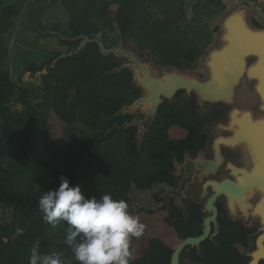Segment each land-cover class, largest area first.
Here are the masks:
<instances>
[{
    "label": "trees",
    "instance_id": "16d2710c",
    "mask_svg": "<svg viewBox=\"0 0 264 264\" xmlns=\"http://www.w3.org/2000/svg\"><path fill=\"white\" fill-rule=\"evenodd\" d=\"M208 1L218 7L224 6L222 14L214 23L238 8L235 0ZM60 3L70 19L65 36L76 38L86 35L94 38L103 32L102 40L106 47L114 46L122 40L124 47L136 52L142 60L149 51L141 50L131 38L136 18L145 15L144 22L152 40L151 48L160 54L165 67L189 74L196 73L202 81L207 79L206 73H201L200 64L197 70L189 67L183 70L177 63L182 58L187 64L196 62V45L188 51L180 49L172 35L171 23L153 19L145 7V0H112L103 9L91 2H85L81 6V0H60ZM19 14L17 6H4L0 1V211L6 208L13 210V223L0 226V264H28L32 246L37 240L42 251L53 249L64 252L66 257L72 256L71 250L64 243L56 244L48 237L47 232L53 227L42 219L37 207L39 197L43 192L54 189V184L60 183L61 176L67 177L71 186H80L83 181L78 171L81 160L96 156L101 146L111 142L119 132L126 136L127 187L122 193L126 201H129L127 195L132 184L139 191L151 190L157 182L174 185L176 181L171 176L174 163L183 161L185 151L189 150L195 156L207 144V136L201 133L203 126L187 124L177 107L172 102L165 101L160 106L155 123L143 145H139L138 129L122 127L125 123H130L133 117L118 116L126 103L125 89L132 85V74L129 70L112 73L118 67L116 59L101 55L95 43L89 44L80 55L71 58L70 64L61 61L57 68L48 70L42 89L44 101L33 106L29 93L19 89L1 70L9 54L6 35L13 28L14 18ZM32 19L37 28H44L35 18ZM253 24L262 28L259 22L255 21ZM216 31L217 29L215 34ZM59 43L63 47H75L79 44L60 39ZM56 58L57 56L53 60ZM247 92L244 90L248 95ZM184 93H177L175 98H180ZM247 99L251 102L250 105L254 102L251 95ZM18 104L25 111L17 115L13 113V109ZM48 108L53 109L69 126L80 123L97 133L90 137L79 128L68 129L62 146L59 149L50 146L48 157L43 158L41 149H37L34 140L40 135L49 137L51 125L41 115ZM104 115L108 117L107 120ZM101 129L104 130L98 133ZM77 135L80 136L79 139ZM4 158L10 160L7 168L1 166ZM143 159L148 160L154 173H140ZM122 183L120 179L115 182L116 186H122ZM36 185L41 188L39 192L35 191ZM132 211L146 225V241L140 240L138 245L135 244L136 239L133 240L135 259L132 264H171L173 253L181 243L203 234L204 215L195 204H190L189 210L185 212L171 200L166 202L157 198L151 210ZM158 213H163L164 219L153 218ZM146 216L151 217L147 222ZM17 227L24 229L23 235H15ZM65 228L66 225L62 223L55 230L64 235ZM256 233L257 229H243L238 235H228L224 242L221 240L222 235H218L214 240L203 242L200 249L186 247L180 262L248 264V245L256 240ZM260 264H264V261Z\"/></svg>",
    "mask_w": 264,
    "mask_h": 264
},
{
    "label": "water",
    "instance_id": "95a60500",
    "mask_svg": "<svg viewBox=\"0 0 264 264\" xmlns=\"http://www.w3.org/2000/svg\"><path fill=\"white\" fill-rule=\"evenodd\" d=\"M247 8H240L232 13L221 28V47L212 49L206 56L205 72L207 79L200 80L197 76L168 68L161 70L155 76L153 63L139 58L136 52L127 50L122 40L117 47L107 48L102 40L103 32L94 38L81 35L76 38L62 37L60 40L79 42L74 51L68 55H61L57 61L73 57L83 52L89 44L98 45L100 54L105 57L124 61L112 73L129 70L134 84L140 91V98L131 106H123L119 115L137 114L139 119L125 123L123 128H137L138 143L143 141L145 134L152 128L160 106L175 99L177 93H195L199 105L203 107L206 102H224L230 106L235 104L236 90L241 86L242 80L255 82L254 92L260 100L258 112L254 110L235 107L228 116L227 123L218 122L211 129L209 145L214 153L212 160H206L203 152L196 159L186 156L185 163H175L177 172L174 176L185 177L179 182L177 189H171V198L179 202L180 196L187 191L190 184L198 179L205 180L216 175L221 166H226L229 178L221 181L206 182L202 188L203 195L212 191V197L206 203L205 212H212L211 217L204 221V232L199 237L188 238L181 243L172 256L171 264H181L180 257L186 247H197L206 240H214L219 234L217 223L218 211L214 207L217 199L224 200V209L231 218H243L251 225L259 220L261 225L254 235L255 248L248 251L246 256L250 259L248 264H260L264 261V29L253 28L248 23ZM254 63L249 65V60ZM56 61V62H57ZM52 66L55 67V63ZM195 75V74H194ZM221 132L224 134L222 135ZM241 152L240 162L231 161L225 157L223 150ZM174 190V191H173ZM157 191V190H156ZM144 192L139 191V195ZM149 195V193H144ZM215 228L214 234L211 232Z\"/></svg>",
    "mask_w": 264,
    "mask_h": 264
},
{
    "label": "crops",
    "instance_id": "0c3cea01",
    "mask_svg": "<svg viewBox=\"0 0 264 264\" xmlns=\"http://www.w3.org/2000/svg\"><path fill=\"white\" fill-rule=\"evenodd\" d=\"M1 1V0H0ZM5 1L6 6H17L18 10L20 9V5L23 4L26 0H2ZM140 1V0H139ZM145 7L153 17V19L168 21L172 25V35L175 37L176 45L180 48L181 42L188 39V50L193 48V45H196L197 50V60L200 59L203 51L207 46L203 45L201 41L204 36L199 33V29L203 27H207L209 23H211L216 17H218L224 10L223 7H218L208 0H145ZM239 4L240 7L244 6L242 2L246 0H235ZM28 2H33L35 4V11L32 14L33 18H35L44 28H37L36 26L32 27L31 24L28 23V26L22 27L20 29V33L25 34L28 43L19 42L20 40H12L11 41V33L16 29L14 26L6 35V41L9 47V54L2 65L1 70L10 77V80L18 85L19 89L25 90L29 93L28 97L31 98V104L33 106L42 104L44 99L42 89L45 84L44 81L47 78L48 70L55 69L61 62H58L57 58L61 55H68L74 51L75 47H65L66 50L63 52L60 50H55L53 47H48L41 44L37 39L36 35L41 34V36H48L52 33V36L59 37L61 35L64 37V33H67L69 30L68 24L70 22L69 16L65 13L63 8L61 7L60 0H28ZM85 2L93 3L97 8L103 9L108 3H111L112 0H81V6ZM250 2V1H249ZM251 3V2H250ZM4 5V4H3ZM5 6V5H4ZM20 12V10H19ZM144 16H139L135 20L134 25V34L131 38V41L136 44L141 50L149 51L153 55V59L155 61H159L163 63L161 60V56L158 52H156L152 46V42L149 37H146L143 40L145 45L139 43V36L137 31V22L141 20L145 25ZM15 22V21H14ZM146 26V25H145ZM147 28V27H146ZM45 29V30H44ZM148 30V29H147ZM45 32V35L43 33ZM148 34V33H147ZM17 36V35H16ZM11 41V42H10ZM121 41V40H120ZM119 41V42H120ZM34 42V43H33ZM118 43L114 46H110L107 48L117 47ZM61 46V45H60ZM63 47V46H61ZM185 49V48H184ZM82 52V51H81ZM81 52H79L78 56ZM57 56L55 60H53ZM70 58V57H69ZM157 58V60L155 59ZM53 60V62H52ZM57 61V62H56ZM157 61V62H158ZM52 64L50 65V63ZM121 64L124 63L122 60H116ZM196 62L187 64L192 65ZM55 63V67L53 64ZM121 64L118 66L120 67ZM50 65V66H49ZM117 67V68H118ZM37 71V72H35ZM134 88L138 90V88L132 84ZM126 94V103L125 106H131L135 100L139 99L140 96L136 99L130 100V92H125ZM18 95V93H17ZM131 96V95H130ZM14 109H16L14 111ZM13 109L14 114H21L25 111V108L18 104L16 108ZM45 118L49 125H51V130L49 132V137L44 138L43 136H39L37 139L35 138L34 142L37 146V149L40 150V153L43 158L48 157V150L50 146H54L59 149L62 146V143L65 138V134L68 129L79 128L85 131L90 137H93L97 132H94L90 129H87L80 123H75L69 126L67 123L62 121L53 109L48 108L44 109ZM131 115L133 119H139L137 114H127ZM125 116V115H123ZM105 120L108 119L106 115H104ZM104 129L98 131V133L102 132ZM125 133L119 132L115 135L111 142L104 143L98 154L94 157H84L78 167V171L80 176L83 178V181L80 185L83 194L86 197H91L93 195L98 196L99 194H112L114 198L124 199L126 179L127 174L126 171L128 169V165L126 163L127 152H126V140ZM80 136L77 135V139ZM146 134L143 141L140 145H143ZM10 160L8 158H4L1 160V166L3 168H7ZM147 159H143L141 170H146L150 163ZM125 166V169H124ZM143 168V169H142ZM107 175H112L110 179L106 180L103 177H107ZM122 183V186H116L115 182L119 180ZM59 184H54V189L58 188ZM164 189L163 197L166 199L171 198V188L166 184L157 185L154 187L155 192H144L149 193V195H139L138 188L132 184V186L128 190V198L127 201L132 210L138 211L139 208L143 205V200L148 199L152 201L153 196L155 194H159L158 191ZM41 188L36 185L35 191L39 192ZM97 190V194L93 192ZM157 190V191H156ZM174 191V190H173ZM186 194V193H185ZM187 195V194H186ZM185 195V196H186ZM175 199V198H174ZM177 202V200H176ZM177 204H179L177 202ZM151 204L147 209H150ZM145 210L141 209L140 211ZM167 213V212H166ZM151 217L146 216L145 221L147 222ZM153 218L156 219H164L163 213L156 214ZM13 223V210L6 208L0 211V226H7ZM219 224V234L222 235V242L227 238L228 235H238L243 229H257L254 226L250 227L243 218L233 219L226 212V215L222 217L221 220L217 221ZM53 230V228H51ZM215 231V228H213ZM55 230V228H54ZM56 231V230H55ZM250 245V243H249ZM248 245V246H249Z\"/></svg>",
    "mask_w": 264,
    "mask_h": 264
},
{
    "label": "clouds",
    "instance_id": "9594fccd",
    "mask_svg": "<svg viewBox=\"0 0 264 264\" xmlns=\"http://www.w3.org/2000/svg\"><path fill=\"white\" fill-rule=\"evenodd\" d=\"M37 207L43 221L53 228L66 225L64 244L72 256L53 249L42 251L37 240L28 264H132L133 240L143 237L146 230L125 199L114 198L110 193L86 197L81 187L71 186L65 176L60 177L58 188L42 193ZM23 232L17 227L15 235Z\"/></svg>",
    "mask_w": 264,
    "mask_h": 264
},
{
    "label": "rangeland",
    "instance_id": "374dc122",
    "mask_svg": "<svg viewBox=\"0 0 264 264\" xmlns=\"http://www.w3.org/2000/svg\"><path fill=\"white\" fill-rule=\"evenodd\" d=\"M242 3L244 6H247V7H240V8H247L249 10V13H248L249 25L253 28H257L253 24L256 21V22H259L260 25L262 26V28H260V29H264V0H246ZM3 4L5 6L7 5V4H5V1L3 2ZM240 8H239V4H238V8L235 11H237ZM19 10H20V14L18 15V17L14 18V21H15L14 27L16 29H14V31L11 33V41L16 39V40H20L19 42L24 41V42L28 43V40H27L25 34L20 33V29L22 27H25L26 25L28 26V23L31 25L33 24L32 27L36 26V25H34V22L32 19L33 18L32 14L35 11V4L33 2H28V0H26L23 4L20 5ZM220 15L218 17H216L211 23H209L207 25V27H203V28L199 29V33H201L204 36V38H202L201 41L203 42V45H205L207 47L203 51L200 59L192 65H187L186 62L184 61L185 60L184 58L179 60L177 63L181 66V68L183 70H185L186 67H189L191 70H197V66L200 64L201 70H202L201 73H206L205 72L206 56L212 49L219 48L222 46L223 43L221 42V39H220V36L222 33V31H221L222 23L230 16V15H228L225 18H223L222 20H220L219 22L214 23V21L216 19H218L220 17ZM68 27H69V24H68ZM136 29L138 31V35L139 36L141 35L139 37V43H142L145 45L146 43H144L143 40H145L146 37H149V39L151 40L149 34H147L148 28H146V26L143 24V22L141 20H138ZM215 29H217L216 34H215ZM36 36L40 37L39 39H37V41L40 40L39 42L45 46L53 47L55 50L61 49L63 52L66 50L65 47L60 46L61 44L59 43V39L55 36L48 35V36L43 37V36H41V34L36 35ZM188 41L189 40L186 39L183 42H181V45H179V46H181L182 50L188 51ZM151 42H152V40H151ZM189 42L191 43V41H189ZM71 58H73V57L65 58L61 61H65L66 64L67 63L70 64ZM145 59H148L153 63L154 68H155L154 73H156L157 76H159L161 70L167 71V69H168L165 67L164 63H160L157 60V58H155V59L158 62L155 61L153 59L152 53H150V52ZM145 59H143V60H145ZM252 63H254V60L253 59L249 60V65ZM120 64L121 63L117 62L118 66ZM35 72H37V71H35ZM191 74L193 76H197L196 73H191ZM254 85H255V82H249L247 79H243L241 86L238 88L239 90L237 89L239 92H238V94L236 93L235 104L233 106H230L224 102H218V103L206 102L202 107L199 105L198 97L195 93L188 94L186 92L180 98H175L171 102L180 111L181 117L187 122V124H194V125L201 124L203 126V128H205L207 130L208 133H211V129L218 122L227 123L229 113L235 107H238L240 109H246V110L247 109L254 110L256 115L261 114L258 112V107L260 106L261 103H260L258 96L254 92ZM244 90L248 91L247 92L248 95L246 93H244ZM125 92L126 93L130 92L131 96L128 94V96L130 97V100H132L133 98L135 99L137 96L138 97L140 96L139 90H137L133 86L126 87ZM250 95L253 97V100H254V102L251 105H250L251 102H249V100L247 99L250 97ZM15 110L16 109H14V111ZM44 114H45V112L42 111L41 115L45 117ZM221 134L223 135L224 133L221 132ZM224 153L227 154V156H229L230 158H234L233 160L240 162V159H241V152L240 151L230 152V151L224 149L223 154ZM145 163H148V162H145ZM124 169H125V166H124ZM146 170L151 171L152 170L151 166L148 165V168ZM111 176L107 175V177L105 176L103 178L104 179L106 178V180H108L111 178ZM93 193L97 194V190L94 191ZM252 226H254V228H257V229L261 228L259 220H255V222H252L250 227H252ZM47 235L56 244H63L64 243V235L58 231H55L54 228H53V230L49 229L47 232ZM145 238H146V236L143 235V237L136 239L135 244L139 245L140 244L139 242H141L140 240L145 242L146 241ZM254 248H255V245L253 246L252 249H254Z\"/></svg>",
    "mask_w": 264,
    "mask_h": 264
},
{
    "label": "flooded vegetation",
    "instance_id": "af4514ba",
    "mask_svg": "<svg viewBox=\"0 0 264 264\" xmlns=\"http://www.w3.org/2000/svg\"><path fill=\"white\" fill-rule=\"evenodd\" d=\"M136 98H138V96ZM148 133H146V136H147ZM201 133L207 136V144H206V147L203 150H199V152L195 156L191 155V153H190L189 150L185 151L184 152V156H183V161L181 163H179L180 165L183 164V163H185V160H186V156L187 155L189 156L190 159H196V158L199 157V154L201 152H203V157L206 160H212L214 158V153L211 151L210 145H209V139L211 137V134L208 133L207 130L205 128H203V127L201 128ZM224 155H225V157L227 159H229L231 161H234L233 160L234 158H230L225 153H224ZM139 161H141V160H139ZM151 168H152L151 171L150 170H141L140 173L148 174V175L151 174V173H154L155 172L154 171V168L152 166H151ZM175 172H177V170L175 168V163H174V170L171 171V176H173L175 178V181H176L174 185H170L168 182L161 183V184H166V185H168L171 188L177 189V187L179 186L180 180L185 177V174L182 173V175L180 177H178V176H174V173ZM197 176L198 175L195 176V182L191 183L190 186H189V188L187 189V191L183 193L184 195H186V194L187 195L185 197L180 196L179 202L177 201L179 204H177L176 199H170V198L166 199V197H163L164 189H161L160 191H158L159 192L158 195L155 194L153 196L152 201H150L148 199H144L143 200V205L139 208L138 211H140L141 209H145L146 210V207L148 208L149 207V204H151L150 205L151 208L150 209H147L146 211L151 210L152 207L155 204V199H157V198L164 199L166 202H169V200H171L179 209H181L182 211H185V212H187L189 210V205L190 204H195V205H198L200 207V211L204 215V219H203V224H204L205 219L207 217H211L213 215L212 212H205V210H206V203L212 197V191L209 189L208 190V193L206 195H203L202 188H203V186L205 185L206 182H209V181L221 182V181H224V180L228 179L229 178V172L226 170V166L224 165V166H221L218 169L216 175H214V176L212 175L208 179H205V180H202L201 181L200 179L197 178ZM161 184L158 183V182L157 183H154L152 189H154V187H156L157 185H161ZM142 191H149V190H142ZM214 207L218 211L217 221H219V220L222 219V217H224L226 215V212H225V209H224V200L222 199V197L220 199H217L216 200V202L214 203ZM203 232H204V228H203ZM213 234H214V229L211 232V235H213Z\"/></svg>",
    "mask_w": 264,
    "mask_h": 264
},
{
    "label": "built area",
    "instance_id": "2783aa9c",
    "mask_svg": "<svg viewBox=\"0 0 264 264\" xmlns=\"http://www.w3.org/2000/svg\"><path fill=\"white\" fill-rule=\"evenodd\" d=\"M254 246V242H251L250 245H249V248L252 249Z\"/></svg>",
    "mask_w": 264,
    "mask_h": 264
}]
</instances>
